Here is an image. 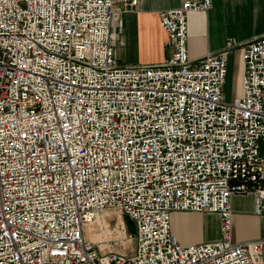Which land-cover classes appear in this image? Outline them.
<instances>
[{
  "label": "built area",
  "instance_id": "1",
  "mask_svg": "<svg viewBox=\"0 0 264 264\" xmlns=\"http://www.w3.org/2000/svg\"><path fill=\"white\" fill-rule=\"evenodd\" d=\"M139 2L0 0V264H264V239L233 241L231 205L251 193L264 215V36L193 61L188 15L213 0H184L159 11L170 57L124 65L113 20ZM186 211L218 213L221 237L184 245ZM113 214L134 224L130 254L87 237Z\"/></svg>",
  "mask_w": 264,
  "mask_h": 264
},
{
  "label": "crops",
  "instance_id": "2",
  "mask_svg": "<svg viewBox=\"0 0 264 264\" xmlns=\"http://www.w3.org/2000/svg\"><path fill=\"white\" fill-rule=\"evenodd\" d=\"M183 1L140 0L135 8L116 14L111 44L119 62L138 65L166 61L173 49L167 43L168 34L160 23L159 11L177 8ZM262 36L264 0H213L209 10L188 15V49L193 61L220 51L228 42L241 43ZM231 205L233 241L264 239V215L255 214L254 195L234 194ZM171 230L184 245L217 240L221 237L220 215L174 212Z\"/></svg>",
  "mask_w": 264,
  "mask_h": 264
},
{
  "label": "rangeland",
  "instance_id": "3",
  "mask_svg": "<svg viewBox=\"0 0 264 264\" xmlns=\"http://www.w3.org/2000/svg\"><path fill=\"white\" fill-rule=\"evenodd\" d=\"M243 72L244 63L242 59V50L238 48L235 51L234 55H231L229 61V71L227 81L224 86V93L227 100H232L234 99V97L240 96L242 94ZM107 219L110 224V230H113L111 234H106L101 230L99 224H94L90 227V230L87 233V237L94 241L104 253H132L136 245L133 222H131L125 216L119 218L118 216H116V214L108 216ZM122 224L125 225L126 231L122 228ZM94 236H96V239H94Z\"/></svg>",
  "mask_w": 264,
  "mask_h": 264
},
{
  "label": "bare ground",
  "instance_id": "4",
  "mask_svg": "<svg viewBox=\"0 0 264 264\" xmlns=\"http://www.w3.org/2000/svg\"><path fill=\"white\" fill-rule=\"evenodd\" d=\"M91 226H93V225H90V226H89L88 231L90 230V227H91ZM92 235H93V234H92ZM96 236H97V235H96ZM96 236H94V239H96V238H95ZM99 237H100V236H99ZM92 238H93V237H92Z\"/></svg>",
  "mask_w": 264,
  "mask_h": 264
}]
</instances>
